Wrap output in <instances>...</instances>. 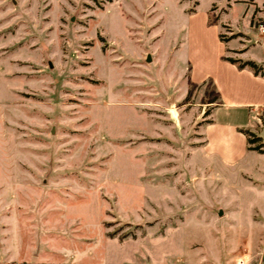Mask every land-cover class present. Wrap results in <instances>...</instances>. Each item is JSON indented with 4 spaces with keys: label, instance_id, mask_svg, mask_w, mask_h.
Returning a JSON list of instances; mask_svg holds the SVG:
<instances>
[{
    "label": "rangeland",
    "instance_id": "1",
    "mask_svg": "<svg viewBox=\"0 0 264 264\" xmlns=\"http://www.w3.org/2000/svg\"><path fill=\"white\" fill-rule=\"evenodd\" d=\"M260 25L264 0H0V264H264V106L225 161L189 83L217 31L264 76Z\"/></svg>",
    "mask_w": 264,
    "mask_h": 264
},
{
    "label": "crops",
    "instance_id": "2",
    "mask_svg": "<svg viewBox=\"0 0 264 264\" xmlns=\"http://www.w3.org/2000/svg\"><path fill=\"white\" fill-rule=\"evenodd\" d=\"M194 19L195 14L190 20ZM201 25L204 29L217 26L208 25L206 15ZM216 39L222 50L213 61L207 63L202 60L199 65L190 67V80L201 84L211 78L221 99L220 104L211 108L204 123L202 132L206 142L202 148L225 161H235L243 155L246 147V137L240 129L250 125L253 110L264 106V76L255 75L246 67L239 69L236 64L223 60L225 46L218 38V31ZM205 110L202 109L200 115H204Z\"/></svg>",
    "mask_w": 264,
    "mask_h": 264
},
{
    "label": "trees",
    "instance_id": "3",
    "mask_svg": "<svg viewBox=\"0 0 264 264\" xmlns=\"http://www.w3.org/2000/svg\"><path fill=\"white\" fill-rule=\"evenodd\" d=\"M208 25H215L217 24V19H213V20H208ZM222 59L223 60H226V61H229L233 64H236V66L239 68V69H242V68H249L250 70L253 71V73L255 75H258V72H257V66H256V63L252 60H245V61H241V60H235V59H232V58H228V57H225V56H222ZM189 83L191 86H196L198 84L192 82L191 80H189ZM202 83H208L210 86H211V92L214 94V97L211 98L210 100L207 101V103H213L214 105L213 106H217L218 104L221 103V99H220V95L212 81L211 78H208L206 79L205 81H203ZM210 111H211V108H208L205 110L204 112V117H206L207 115L210 114ZM207 121V120H206ZM240 132L243 133L246 137V140L248 143H254L256 140L254 137H252V134L247 130V129H240ZM254 149H258V146H255Z\"/></svg>",
    "mask_w": 264,
    "mask_h": 264
},
{
    "label": "built area",
    "instance_id": "4",
    "mask_svg": "<svg viewBox=\"0 0 264 264\" xmlns=\"http://www.w3.org/2000/svg\"><path fill=\"white\" fill-rule=\"evenodd\" d=\"M259 32H260V34H264V25H260L259 26Z\"/></svg>",
    "mask_w": 264,
    "mask_h": 264
}]
</instances>
